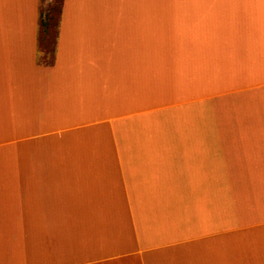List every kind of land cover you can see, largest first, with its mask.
<instances>
[{"label":"crops","instance_id":"obj_1","mask_svg":"<svg viewBox=\"0 0 264 264\" xmlns=\"http://www.w3.org/2000/svg\"><path fill=\"white\" fill-rule=\"evenodd\" d=\"M0 264H264V0H0Z\"/></svg>","mask_w":264,"mask_h":264},{"label":"rangeland","instance_id":"obj_2","mask_svg":"<svg viewBox=\"0 0 264 264\" xmlns=\"http://www.w3.org/2000/svg\"><path fill=\"white\" fill-rule=\"evenodd\" d=\"M56 1H57V0H56ZM55 6H57V5H56V2H55Z\"/></svg>","mask_w":264,"mask_h":264}]
</instances>
